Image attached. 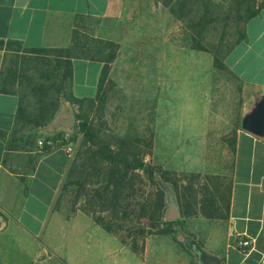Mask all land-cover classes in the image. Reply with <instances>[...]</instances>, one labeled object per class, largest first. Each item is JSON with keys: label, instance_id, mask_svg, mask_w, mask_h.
Wrapping results in <instances>:
<instances>
[{"label": "rangeland", "instance_id": "1", "mask_svg": "<svg viewBox=\"0 0 264 264\" xmlns=\"http://www.w3.org/2000/svg\"><path fill=\"white\" fill-rule=\"evenodd\" d=\"M130 7L119 26L120 40L103 39L114 42L105 49L114 60L100 97L82 108L62 100L44 128L47 131L39 129L26 139L42 148L39 140L52 137L65 146L67 136L74 153L57 207L67 216L79 211L89 214L138 248L143 237L157 233L169 220L172 202L178 213L187 212L191 205L184 198L189 192L185 186L199 190L198 198L203 200L210 191L217 193L219 184L230 182L229 138L241 120L244 98L239 79L223 57L240 36L242 15L247 12L216 0H131ZM106 24L97 18H79L75 33L80 43L91 44L98 38L96 30ZM73 41L63 48L74 47ZM0 50L4 51L2 69L17 57L23 60L26 85V77L34 72L31 56ZM27 102L35 101L31 97ZM79 113L94 126L97 146L79 131ZM70 114L76 118L74 127L56 126ZM100 145L115 150L122 146L130 155L176 173L183 197L175 191L167 195L165 215L160 218L157 188L172 185L159 175L156 183L150 182L142 170L127 174L123 167L111 181L113 167L96 153ZM117 177H123L120 187Z\"/></svg>", "mask_w": 264, "mask_h": 264}, {"label": "crops", "instance_id": "2", "mask_svg": "<svg viewBox=\"0 0 264 264\" xmlns=\"http://www.w3.org/2000/svg\"><path fill=\"white\" fill-rule=\"evenodd\" d=\"M216 1L247 12L240 36L223 57L243 87L244 104L229 138L230 182L219 184L215 194L222 214L209 216L200 206L190 214L180 212L175 233L148 234L138 248L83 211L64 215L57 201L71 156L60 144L44 151L14 136L20 98L0 92V264H203L190 239L221 264H264V136L242 127L264 96V0ZM130 6L131 0H0V40L63 48L73 41L79 18L91 17L107 23L95 37L119 41ZM103 66L100 60L74 59L76 97L97 96ZM240 238L253 239L251 248L242 250Z\"/></svg>", "mask_w": 264, "mask_h": 264}, {"label": "trees", "instance_id": "3", "mask_svg": "<svg viewBox=\"0 0 264 264\" xmlns=\"http://www.w3.org/2000/svg\"><path fill=\"white\" fill-rule=\"evenodd\" d=\"M78 37V35H75L73 39L74 47L70 46L68 48H28L20 41L0 40V49H6V52L11 51L12 54L15 55H19V53L25 51L31 56L29 57L31 58V62L35 64L34 72L26 77L28 78V83L26 85H24L23 80L26 68L23 67V60L15 55L14 56L17 58L12 60L10 66H3L0 73V92L14 93L20 98L14 128L15 134L29 138L30 135L37 130L46 128L55 118L62 100H68L82 108L85 103L94 104L100 97L103 85L110 72L111 63L114 60V54H107L105 49L113 47L114 42L94 38L93 43L90 44V42L85 41L82 44ZM75 58L100 60L104 62L99 82V92L96 97L78 98L74 95L72 86L73 61ZM32 70L33 69L30 71ZM31 97L35 101L33 105L27 102ZM77 118V127L79 131L91 144H93V146H97L95 129L89 117L79 113ZM0 134L2 135L3 132L0 131ZM42 148L44 151H48L51 149V146L45 143ZM96 153L97 156L104 159L113 167L111 181L116 176L117 171L121 172L118 167H123L127 174L129 171L142 170L146 173L150 182L156 183L159 175L164 182L172 185L173 188L167 185L157 188L159 196L157 209L160 213V218L165 215L167 195L173 196L174 191L179 196L182 195L180 193L182 180L176 173L166 170L162 166L152 165L142 157L130 155L122 146L120 150H115L110 145H100ZM126 173L122 176L126 177ZM123 177H117L116 182L118 187L123 185ZM185 187L189 192L188 194H184V198H187L189 205L197 206V204H200L201 212L209 216L218 217L222 214L221 208L217 200H215L216 193L214 191L209 192V195L212 194L213 196L207 197L208 195L205 194V198L200 200L198 198L199 190L192 188L193 186ZM208 190L210 189L208 188ZM180 197L182 198L183 196ZM191 206L187 209V214L195 211V208L192 209ZM177 223L178 219L166 220L162 223L157 233L173 234L175 233L174 226Z\"/></svg>", "mask_w": 264, "mask_h": 264}, {"label": "water", "instance_id": "4", "mask_svg": "<svg viewBox=\"0 0 264 264\" xmlns=\"http://www.w3.org/2000/svg\"><path fill=\"white\" fill-rule=\"evenodd\" d=\"M76 118L70 114L68 118L59 119L56 126L72 128L75 126ZM242 127L258 136H264V96L261 97L243 118ZM179 217L177 205L172 202L167 213V219L176 220ZM198 250L201 262L203 264H221V259L214 254L206 251L195 239L188 240Z\"/></svg>", "mask_w": 264, "mask_h": 264}, {"label": "built area", "instance_id": "5", "mask_svg": "<svg viewBox=\"0 0 264 264\" xmlns=\"http://www.w3.org/2000/svg\"><path fill=\"white\" fill-rule=\"evenodd\" d=\"M66 141V145L64 146L65 147V150L67 152V154L69 156H72L73 153H74V145L69 142V138L66 136L64 138ZM58 140H55L54 138L52 137H48L46 138L45 140H39V144L43 147L46 144L50 145L51 148H54L58 142ZM253 244V239H250V238H240L237 242V245L242 249V250H248L249 248H251Z\"/></svg>", "mask_w": 264, "mask_h": 264}]
</instances>
